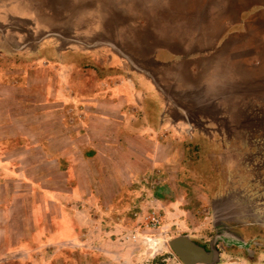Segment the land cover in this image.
Listing matches in <instances>:
<instances>
[{
  "label": "crops",
  "instance_id": "crops-1",
  "mask_svg": "<svg viewBox=\"0 0 264 264\" xmlns=\"http://www.w3.org/2000/svg\"><path fill=\"white\" fill-rule=\"evenodd\" d=\"M98 41H107L108 49L95 48ZM116 41H122L119 58ZM0 63V101L10 111L8 120L0 115V136L31 141L4 157L0 148L4 171L18 174L21 153L31 157L29 166L55 163L57 170H74L67 161L81 159L84 168L102 152L134 151L143 157L125 160L126 167L147 182L157 177L152 169L159 165L162 173L172 171L164 161L178 162L181 145L187 146L182 152L196 151L194 141L212 120L232 115L239 121L245 87L263 88L264 0H0ZM58 101L66 103L68 117H58L60 131L51 123L43 133L26 131V122L42 123L27 110L30 105L59 112ZM89 118L96 125L86 123ZM121 120L129 130L138 121L140 129L123 131ZM85 126L92 136L82 138L78 131ZM218 130L238 132L232 124ZM112 141L124 147L113 148ZM100 178L99 188L92 192L89 184L87 195L103 191V202L117 200L116 192H104ZM94 179L79 180L83 185ZM132 183L126 182L134 192Z\"/></svg>",
  "mask_w": 264,
  "mask_h": 264
},
{
  "label": "rangeland",
  "instance_id": "rangeland-1",
  "mask_svg": "<svg viewBox=\"0 0 264 264\" xmlns=\"http://www.w3.org/2000/svg\"><path fill=\"white\" fill-rule=\"evenodd\" d=\"M29 43L26 42L31 47ZM114 44L116 57L123 56L122 41ZM95 48L107 50L108 42L98 41ZM137 71L133 67V72ZM262 87L258 90L245 87V99L238 109H242L239 121L232 115L231 119L223 116L212 120L203 136L194 141L196 151L185 154L181 147L180 153L176 152L178 162L164 161L165 167L172 171L162 173L159 165L152 169L157 177L147 182L146 176H137L126 167L125 160L131 162L143 157V153L134 151L131 154L102 152V158L95 161L91 158L92 166L84 165L86 170L81 159L67 161L68 167L74 170L62 166L57 170L55 163L29 166L31 157L25 153L16 162L17 175L4 171V165L0 164V264H183L169 246L172 239L180 236H187L204 248L214 242L220 253L216 264H264ZM249 91L253 97H247L251 96ZM0 104V115L8 120L10 111L4 109L1 101ZM65 104L63 101L55 104L62 107L59 112L50 111V106L30 105L27 110L40 115L42 123L33 126L26 122V131L30 128L43 133L44 125L50 123L60 131L63 128L60 120L68 118ZM86 123L96 125L90 118ZM117 123L126 132L140 129L138 121H133L130 130L126 127L127 121ZM230 124L233 129L236 125L238 132L218 130ZM85 127L78 131L82 138L85 134L92 136ZM0 138L5 141L0 145L1 157L31 145L28 137ZM185 140L181 138V143ZM111 145L124 147L113 141ZM133 146L131 143L130 148ZM47 149L51 151L50 147ZM152 160L156 166L157 156ZM150 163L148 160L147 164ZM160 163L163 165V160ZM157 171H160L158 175ZM99 175L100 181H105L104 192L108 196L116 192L117 200L103 202L98 197L103 191L95 192L97 197L87 195L89 184L92 192L101 185L97 182ZM88 176L96 179L82 185L79 179ZM129 178L134 192L126 184ZM120 188L121 192L117 190ZM122 188L127 191L123 192ZM107 203H110L109 209L104 210ZM80 237L82 241H78Z\"/></svg>",
  "mask_w": 264,
  "mask_h": 264
},
{
  "label": "water",
  "instance_id": "water-1",
  "mask_svg": "<svg viewBox=\"0 0 264 264\" xmlns=\"http://www.w3.org/2000/svg\"><path fill=\"white\" fill-rule=\"evenodd\" d=\"M169 246L183 264H216L220 259L214 242L204 248L187 236H180L172 239Z\"/></svg>",
  "mask_w": 264,
  "mask_h": 264
},
{
  "label": "trees",
  "instance_id": "trees-1",
  "mask_svg": "<svg viewBox=\"0 0 264 264\" xmlns=\"http://www.w3.org/2000/svg\"><path fill=\"white\" fill-rule=\"evenodd\" d=\"M180 147H182L183 149H185V147L183 145H181ZM194 149L197 150L198 149L197 146L194 147ZM185 154H186V152H185Z\"/></svg>",
  "mask_w": 264,
  "mask_h": 264
},
{
  "label": "built area",
  "instance_id": "built-area-1",
  "mask_svg": "<svg viewBox=\"0 0 264 264\" xmlns=\"http://www.w3.org/2000/svg\"><path fill=\"white\" fill-rule=\"evenodd\" d=\"M148 241V240H147Z\"/></svg>",
  "mask_w": 264,
  "mask_h": 264
}]
</instances>
